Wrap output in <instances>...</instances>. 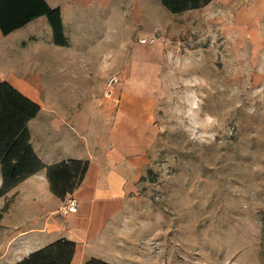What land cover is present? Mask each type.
<instances>
[{"label": "rangeland", "instance_id": "374dc122", "mask_svg": "<svg viewBox=\"0 0 264 264\" xmlns=\"http://www.w3.org/2000/svg\"><path fill=\"white\" fill-rule=\"evenodd\" d=\"M45 1L59 9L67 43H54L42 17L4 40L0 55V81L40 108L34 138L49 108L88 112L113 104L116 91L157 102L140 213L125 223L128 245L106 262L264 264V0L181 13L160 0ZM3 204L0 252L15 232Z\"/></svg>", "mask_w": 264, "mask_h": 264}, {"label": "crops", "instance_id": "0c3cea01", "mask_svg": "<svg viewBox=\"0 0 264 264\" xmlns=\"http://www.w3.org/2000/svg\"><path fill=\"white\" fill-rule=\"evenodd\" d=\"M40 18L7 36L0 34V55L6 52L1 48L4 40ZM116 95L113 104L101 100L88 112L68 114L63 109L49 108L50 119L44 123L43 137L34 138L28 127L31 146L44 165L77 159L87 160L88 168L80 186L64 199L52 194L44 169L0 199L13 213L15 231L6 237L0 261L14 264L59 238L75 244L70 264H84L90 257L112 262L118 247L125 249L128 245L123 239L132 228L125 223L140 213L139 183L149 163V153L158 144L157 102L149 103L129 91H116ZM7 197L11 200L6 201ZM69 198L76 199V212L58 213ZM24 203L28 209L20 215ZM32 206L43 213L32 215Z\"/></svg>", "mask_w": 264, "mask_h": 264}, {"label": "trees", "instance_id": "16d2710c", "mask_svg": "<svg viewBox=\"0 0 264 264\" xmlns=\"http://www.w3.org/2000/svg\"><path fill=\"white\" fill-rule=\"evenodd\" d=\"M212 0H160L171 13H181L207 5ZM45 17L52 29L54 43L65 45L60 11L45 0H0V34L7 36L31 21ZM39 106L21 94L7 81H0V197L19 183L45 169L49 189L60 199L70 196L82 183L87 160L68 159L44 165L30 143L28 123L39 112ZM75 244L59 238L32 251L14 264H70ZM84 264H111L90 257Z\"/></svg>", "mask_w": 264, "mask_h": 264}, {"label": "built area", "instance_id": "2783aa9c", "mask_svg": "<svg viewBox=\"0 0 264 264\" xmlns=\"http://www.w3.org/2000/svg\"><path fill=\"white\" fill-rule=\"evenodd\" d=\"M140 43H152L153 38H142L139 40ZM77 210V201L74 198H69L66 202L59 208L58 213L66 215L67 213H75Z\"/></svg>", "mask_w": 264, "mask_h": 264}]
</instances>
